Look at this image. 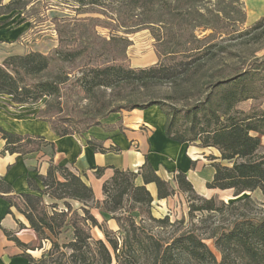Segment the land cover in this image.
I'll use <instances>...</instances> for the list:
<instances>
[{"label": "trees", "instance_id": "trees-1", "mask_svg": "<svg viewBox=\"0 0 264 264\" xmlns=\"http://www.w3.org/2000/svg\"><path fill=\"white\" fill-rule=\"evenodd\" d=\"M114 1L124 2L121 5L127 8L129 6V10L133 11L141 6L151 10L155 1L158 0ZM178 1L185 2L184 12L181 14L194 18L193 27H211V21L203 17L211 15L212 10L203 7L202 0ZM30 2L31 0H10L2 3L0 0V16L11 12L16 14L19 10L25 11L26 5ZM76 2L78 5L76 13H83L85 6L93 5L97 0H77ZM28 10L35 11L36 6L32 4ZM217 10L219 13H215V18H228L226 11L222 13V9ZM170 11L172 9L168 12ZM8 20L9 17L0 20V25ZM52 20L55 22L59 37L57 47L45 54L31 51L6 57L0 63V94L10 96L11 102L18 105L35 104L47 97L48 100L38 110L36 116L46 121L58 136L82 135L88 128L98 125L101 119L110 114L157 106L165 115L162 131L166 138L180 143L197 142L200 147H212L218 151V156L207 155L214 171L211 180L205 183L206 188L230 189L233 197L238 198L236 201L229 202L217 201L213 197L204 198L194 191L184 173L178 172L173 177L177 189L188 194L190 201L200 202V204L190 203L192 211L218 212L223 208L234 209L239 203L246 205L252 202L250 193L253 191H259L264 197V147L260 145V136H264V109L255 105H251L248 110L237 107L239 102L258 99V94L261 93L260 84L264 81V73L262 74L263 71H261L263 67L260 64L253 63L251 67L244 69L224 65L221 69H217L218 67L211 64L215 55L210 48L203 51L200 56L194 57L191 54L201 47L164 51L163 56L189 54L190 59L159 61L140 69L118 64L113 59L114 63L106 62L107 64L103 66L91 67L87 72L82 73L81 77L75 78L79 86L78 93L83 96L82 98L93 103V106L87 112L79 111V114L71 108L74 116L65 113L64 119L60 121L57 117L58 112H61V103L58 98L67 78L62 71L54 73L53 68L56 63L73 61L88 50L87 46L66 49L62 35L76 30L75 32L83 37L87 31L84 23L98 19L73 17ZM161 21L163 20L160 18L147 21V26L159 23V28ZM240 21H244L243 14ZM95 26L96 24L91 25L90 31H93ZM148 28L152 36L156 38L153 27ZM251 29L258 32L254 33L252 37L254 39L264 35V17H259ZM114 40L121 44L119 51L124 53L129 45V39L112 37L109 38L110 42L107 44ZM155 52L158 61L160 52L157 49ZM209 71L211 73H208ZM201 81H203L201 86L204 87L203 94L192 93L191 89L197 88ZM163 84H168L175 93L166 98L173 100L172 103L181 107L172 105L173 107L167 109L160 99L150 97L147 100L138 101L125 94L129 88L158 87ZM100 89L118 91L119 96L114 100L119 105L115 106L108 99L94 100ZM50 97L54 98V103H51ZM0 134L5 140L2 152L25 155L47 145L53 148V144L45 141L43 137L24 136L19 143L11 144L1 127ZM86 144L93 151L101 153L118 151L116 146L105 147L92 139L86 140ZM102 172L103 168L97 167L96 177H100ZM137 175H140L143 184H134ZM36 178L41 181L42 188H39L31 179H28V186L40 194L47 195L50 199L62 200V208H59L57 203H51L49 205L51 210H48V205L43 202L42 195L15 193L11 185L0 177V198L8 203L7 212L11 213V208H14L24 216L28 227L36 233L40 241L39 247L45 239L50 238L47 232L56 238L63 228H70L71 239L61 245L51 240V247L36 260L26 255L30 264H111L113 259L115 264H119L125 258L127 248L133 243L141 246L142 240L137 233L138 227L131 222L129 230L132 239L129 238L131 234L126 232L119 242L117 238L111 237L110 231L90 213L87 204L93 203L94 207L102 213L117 210L125 197L129 198L137 209L148 206L153 201V197L145 188L148 183H154L156 199H163L172 194L169 182L154 172L147 158L137 171L114 169L111 178L102 184V193L105 198L101 201L94 199L92 188L79 175L69 171L65 166L54 165L51 159L46 175H36ZM244 193H247L245 197H239ZM224 198L228 199L227 196ZM68 199L77 201L81 212L73 208L67 201ZM149 218L160 226L168 224L167 218ZM19 227L23 225L19 224ZM91 227H98L105 241L93 239L90 233ZM147 238L151 244L149 256L151 264H182L183 262L187 264H231L237 255L249 264H264V220L242 217L226 228L211 234L209 238L212 239V244L220 255L219 261L203 238L194 231L181 232L165 242H160L153 235ZM60 248L69 250L64 260L57 259L54 255L55 252H59ZM65 254V252L61 253L62 256Z\"/></svg>", "mask_w": 264, "mask_h": 264}, {"label": "rangeland", "instance_id": "rangeland-1", "mask_svg": "<svg viewBox=\"0 0 264 264\" xmlns=\"http://www.w3.org/2000/svg\"><path fill=\"white\" fill-rule=\"evenodd\" d=\"M41 1V0H40ZM38 1L36 8H39L44 4V1ZM69 2H76L77 0H68ZM126 1V0H125ZM6 3V2H5ZM77 3V2H76ZM124 2H116L114 0H97L93 5H87L83 8L85 12L74 14L75 18L90 17L92 20L88 23H84L87 31L85 36L80 37L76 30L70 31L68 34L64 33L63 44L64 47H88L85 54L77 57L73 61L64 63H56L53 68L54 73L62 71L66 75V82L63 84L61 95L58 100L61 103V112H58V120H63L65 113L74 116L75 110L79 114L87 112L93 106V103L78 93L79 86L75 82L76 77H81L82 73L87 72L91 67H100L108 63H114L112 60H116L118 64L130 66L133 69H140L151 66L157 62H168L172 60H189L187 55L172 54L173 56H163L162 53L167 50H182L186 47H201L197 52L191 53L194 57L200 56L203 51L210 48V51L215 55L211 64L217 69H221L226 65L227 67H237L239 69L251 67L253 63L260 64L264 73V35L259 38H252L255 32L251 29L253 23L259 18L264 17V0H238L236 2L222 1V0H202L201 5L203 7L212 10L211 15H204L203 18L211 21V27L196 26L193 27L194 18L189 15L181 14L184 12L185 2L178 0H158L155 1L154 6L147 9L143 6L141 8L136 7L135 10L130 11L124 5ZM199 4V3H198ZM169 9L172 11L168 12ZM217 9H222V13L226 11L228 18L217 19L215 13H219ZM76 10V9H73ZM258 10H261L259 12ZM150 11V12H149ZM249 11V18L247 14ZM244 15V21H240V18ZM9 17V20L2 24V27H7L12 24L19 23L24 18L31 17L33 21L42 19V10L39 9L33 13L31 10L23 11L16 14L9 13L8 15L0 16V20ZM160 18L163 21L159 26H147V21ZM96 24L93 31H90V26ZM134 25V26H132ZM74 27V26H73ZM153 27L156 38H154L150 32V28ZM93 33V34H92ZM97 36V37H96ZM126 38L129 39V45L126 47L125 52L121 53L119 48L121 44L117 41H109V38ZM106 42V43H105ZM156 49L160 52V60L157 61ZM65 50V49H63ZM200 51V52H199ZM208 73H211L210 71ZM200 82L197 88L191 89L192 93L197 95L203 94L204 87ZM261 93L258 94V99L250 100L251 105L264 108V81L260 84ZM203 90V91H202ZM126 96L134 98L138 101H144L150 97L160 99L164 102V107L169 108L181 107L178 104L172 103L173 100H169L175 93L172 88H169L168 84L154 87H140L129 88L125 92ZM119 96L118 91L103 90L100 89L97 93L96 99L110 100L115 106L119 105L114 99ZM166 99V100H165ZM47 97L42 98L38 103L41 108L44 106ZM51 103H54V98L50 97ZM249 100L242 101L239 104V108H246ZM67 104V105H66ZM54 105V104H53ZM250 105V106H251ZM67 106V107H66ZM55 107V106H54ZM123 113V112H122ZM77 116V114L75 113ZM132 115V114H131ZM127 116V119L132 116ZM104 127L110 129L120 130L121 118L117 114H110L105 119ZM92 126L91 128L95 127ZM88 131V130H87ZM86 131V132H87ZM86 132L82 134L84 137ZM172 194L163 199L153 198V201L148 206H142L138 209L129 198L125 197L120 207L114 212H99L94 207L93 203L89 202L90 213L97 219V221L106 229L110 231V236L115 237L121 242L124 234L130 233V224H134L138 227V235L142 240L141 246L133 243L127 248L125 258L121 260L119 264H151L149 260L150 256V242L148 240L149 235H153L160 242L168 241L171 237L178 235L185 231H194L203 241L208 245L209 249L215 254L217 261L220 259L219 253L216 251L212 244L210 235L216 233V231L226 228L231 225L236 219L242 217L251 218L254 220H264V197L259 191H253L250 193L252 202L246 205H239L232 208H223L222 211H192L190 203L200 204V202L193 200L190 201L188 194L183 193L177 189V187L171 183ZM231 194V192H229ZM42 195L43 202L48 205V210H51L49 205L51 203H57L59 208H62L63 201H55L50 199L47 195ZM220 193H215V200L220 201ZM247 193L242 194L239 197H245ZM105 196L103 195V200ZM238 198L230 196L227 201H236ZM96 200V201H101ZM73 208L79 212L80 204L74 200H67ZM155 219H168V224L160 226V224L151 220ZM217 229V230H216ZM90 233L93 239H101L105 241L102 231L98 227H91ZM48 234L49 239L44 240V254L51 247V240L57 241L60 245L67 243L71 239V229L63 228L58 236L54 238L51 234ZM132 239V234L129 236ZM132 241V240H130ZM62 252L66 254L61 255ZM69 250L66 248H60L59 252H55L57 259H66ZM236 256V255H235ZM111 264H115L114 259ZM182 264H187L183 262ZM231 264H249L243 258H234Z\"/></svg>", "mask_w": 264, "mask_h": 264}, {"label": "crops", "instance_id": "crops-1", "mask_svg": "<svg viewBox=\"0 0 264 264\" xmlns=\"http://www.w3.org/2000/svg\"><path fill=\"white\" fill-rule=\"evenodd\" d=\"M8 1L10 0H2V3ZM38 1L40 0H31L25 11L32 4L37 7ZM43 1L44 6L41 5L34 11L42 10L41 20L33 21L31 17H27L22 22L7 27L0 25V63L10 55H22L31 51L45 54L57 47L59 37L52 19L73 18L76 12L73 9L78 5L75 1L68 0ZM18 12L20 15L23 13L21 10ZM250 105L249 100L247 107L240 109L248 110ZM40 108L39 103L14 104L10 96L0 94V127L11 144L19 143L24 136L43 137L53 144L52 149L47 145L25 155L11 154L2 152L5 140L0 134V177L11 185L15 193L41 195L28 186V179L34 180L42 188L36 175H46L51 159L54 165L65 166L79 175L92 188L94 199L101 200L102 184L111 178L114 169L137 171L147 158L154 172L169 184L175 185L174 175L182 172L194 191L204 198L213 197L218 192L221 200L227 201L224 196L233 197L230 189H209L205 186L214 171L207 155L218 156V151L212 147H200L197 142L180 143L166 138L162 131L165 115L157 106L114 113L122 120L120 130L105 129L107 121L103 118L98 125L88 128L84 137L75 134L56 135L46 121L37 118ZM129 115L132 118L127 119ZM89 139L98 141L105 147L116 146L118 151H93L86 144ZM260 145L264 147V136H260ZM97 167L103 168L100 177L95 175ZM134 184H143L140 175L135 177ZM145 188L153 198L156 197L154 183L146 184ZM8 207V203L0 198V264H30L26 255L34 260L40 258L44 253V241L39 247L40 241L28 227L24 216L14 208L8 213ZM19 224L23 227H19Z\"/></svg>", "mask_w": 264, "mask_h": 264}]
</instances>
